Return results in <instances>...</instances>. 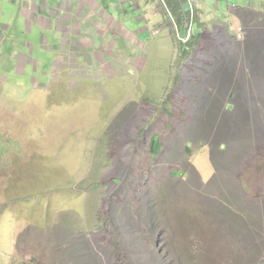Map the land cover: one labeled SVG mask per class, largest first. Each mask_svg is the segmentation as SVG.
<instances>
[{
    "label": "rangeland",
    "instance_id": "rangeland-1",
    "mask_svg": "<svg viewBox=\"0 0 264 264\" xmlns=\"http://www.w3.org/2000/svg\"><path fill=\"white\" fill-rule=\"evenodd\" d=\"M250 15L259 47V0H0V264H264Z\"/></svg>",
    "mask_w": 264,
    "mask_h": 264
},
{
    "label": "crops",
    "instance_id": "crops-1",
    "mask_svg": "<svg viewBox=\"0 0 264 264\" xmlns=\"http://www.w3.org/2000/svg\"><path fill=\"white\" fill-rule=\"evenodd\" d=\"M197 8H199V2L197 3ZM255 18V15H250V19L247 21H244L242 24H239V19L236 17L235 19V23H237L238 25L240 26H243L244 27V36L246 37L245 40H244V44L246 45V40H249L250 39L253 41H250L252 43H254L251 47H253L255 49V54H256V57L259 58V75H264V2L259 0V47L256 46V42L258 41L257 40V34L253 31H251L249 28L251 27V25H253V22H252V19ZM214 20V17H212V20ZM234 22L231 23V26H232V29L235 30V26H233V24H235ZM220 24V23H219ZM215 25H218V24H215ZM221 25V24H220ZM221 27V26H219ZM222 28V27H221ZM224 28H222V31H223ZM224 31L226 32V30L224 29ZM223 31V32H224ZM225 36H227V38L229 36H232L231 34L233 33H225ZM235 32V31H234ZM241 32V30L239 31ZM221 48V46H218ZM219 52V55L221 56V51H217ZM226 56V55H225Z\"/></svg>",
    "mask_w": 264,
    "mask_h": 264
},
{
    "label": "trees",
    "instance_id": "trees-1",
    "mask_svg": "<svg viewBox=\"0 0 264 264\" xmlns=\"http://www.w3.org/2000/svg\"><path fill=\"white\" fill-rule=\"evenodd\" d=\"M152 144H154V143L152 142Z\"/></svg>",
    "mask_w": 264,
    "mask_h": 264
}]
</instances>
